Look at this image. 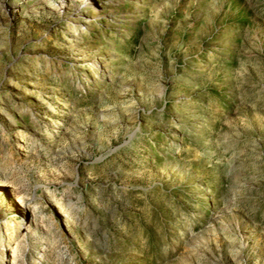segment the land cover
Returning <instances> with one entry per match:
<instances>
[{
  "label": "rangeland",
  "instance_id": "1",
  "mask_svg": "<svg viewBox=\"0 0 264 264\" xmlns=\"http://www.w3.org/2000/svg\"><path fill=\"white\" fill-rule=\"evenodd\" d=\"M86 1L0 0V264H264V0Z\"/></svg>",
  "mask_w": 264,
  "mask_h": 264
},
{
  "label": "bare ground",
  "instance_id": "2",
  "mask_svg": "<svg viewBox=\"0 0 264 264\" xmlns=\"http://www.w3.org/2000/svg\"><path fill=\"white\" fill-rule=\"evenodd\" d=\"M64 1V0H62ZM90 3L87 2L86 0H82V4L79 5L76 9H77V13L79 14L81 11H83V9H86V7H89ZM92 10V9H91ZM87 11V10H86ZM83 14V13H82ZM97 62H92L91 65L92 66H96Z\"/></svg>",
  "mask_w": 264,
  "mask_h": 264
},
{
  "label": "water",
  "instance_id": "3",
  "mask_svg": "<svg viewBox=\"0 0 264 264\" xmlns=\"http://www.w3.org/2000/svg\"><path fill=\"white\" fill-rule=\"evenodd\" d=\"M101 157V156H100Z\"/></svg>",
  "mask_w": 264,
  "mask_h": 264
}]
</instances>
